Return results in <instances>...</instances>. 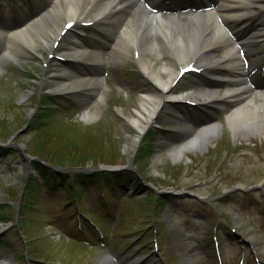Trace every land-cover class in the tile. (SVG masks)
<instances>
[{
    "label": "rangeland",
    "instance_id": "1",
    "mask_svg": "<svg viewBox=\"0 0 264 264\" xmlns=\"http://www.w3.org/2000/svg\"><path fill=\"white\" fill-rule=\"evenodd\" d=\"M60 1L65 6V0ZM167 3L171 8L202 6L201 0ZM54 5V0H0V50L8 47L4 28L24 25ZM107 31L105 24H76L61 38L57 51L80 34L94 53L105 50L110 56ZM36 41V52L19 50L5 60L0 53L3 264H99L108 254L117 264H264V135L236 137L222 108L166 103L135 144V130L127 125L126 116L140 107L142 91L152 89L135 54L116 56L99 70L104 91L100 99L93 93L98 86L92 83L95 67L79 62L64 67L41 38ZM261 47L254 44L244 58L253 55L252 78L264 86ZM150 57L144 58L149 62ZM170 61L172 57L163 56L149 64L166 77L162 69ZM85 68L91 76L81 92L56 90V84L84 75ZM204 82L211 81L203 73L188 72L176 86L198 91ZM96 104L98 116L86 121L85 111ZM40 117L44 119L36 122ZM208 118L222 122L218 140L206 151L190 150L174 158L171 153L181 145L190 122ZM150 146L154 153L139 160ZM25 156L33 159L28 174ZM48 156L87 168L83 172L103 175L105 180L87 184L82 194L65 188L69 180L62 177L46 185L35 164L56 168L45 160ZM119 172L132 178L114 182ZM74 194H80L77 202H72ZM71 203L97 223L99 215L108 217V223L99 224L104 240L96 243L89 235L88 241H75L76 226H68L78 225L71 221L77 214L69 218L66 210ZM93 231L96 236L98 231Z\"/></svg>",
    "mask_w": 264,
    "mask_h": 264
},
{
    "label": "bare ground",
    "instance_id": "2",
    "mask_svg": "<svg viewBox=\"0 0 264 264\" xmlns=\"http://www.w3.org/2000/svg\"><path fill=\"white\" fill-rule=\"evenodd\" d=\"M159 0H60L51 11L44 10L33 16L29 23L4 28L8 47L1 49L2 59L17 51L36 52V39L56 52V59L66 65L78 61L86 67H95L98 84L93 93L104 98L99 70L111 64L116 56L135 54L152 89L142 91L140 107L126 116V123L135 130L136 144L149 129L166 103L196 104L209 108H222L236 137L249 139L264 135V86L252 78L254 57L245 62L241 50H249L257 40L264 38V1L261 0H202L203 6L195 10L157 7ZM108 27L109 56L102 50L94 53L80 34L72 35L73 43L57 45L66 34L67 24ZM39 25V26H38ZM221 52V56L218 53ZM151 55L149 62L146 55ZM92 56V57H91ZM163 56L173 58L154 72L150 64ZM196 67L211 82H204L198 91L178 89L176 86L186 71L185 66ZM71 77L67 84H56L58 92H81L91 76ZM93 73V72H92ZM98 105L88 108L83 118L91 121L98 116ZM223 132L222 123L212 118L198 121L182 134V143L171 155L181 158L190 150L206 151ZM102 264H117L112 255L102 258ZM4 262L0 259V264ZM122 264H124L122 262ZM129 264V263H127ZM131 264V263H130ZM137 264V262H133Z\"/></svg>",
    "mask_w": 264,
    "mask_h": 264
},
{
    "label": "trees",
    "instance_id": "3",
    "mask_svg": "<svg viewBox=\"0 0 264 264\" xmlns=\"http://www.w3.org/2000/svg\"><path fill=\"white\" fill-rule=\"evenodd\" d=\"M42 103L45 104V103H47V101L43 100ZM41 111L43 112L44 110L42 109ZM43 119H44L43 117H40V120L37 118L36 122L40 123ZM142 151L143 152L139 156V160L148 159L154 153V149L151 148V146L149 148H144ZM41 153L43 155L45 154V156L48 155L45 152H40V154ZM43 155H42V157H43ZM42 157H41V159H44ZM48 157H49L48 159H47V157H45V160H47L49 162V164L57 166V167H67L69 170L64 172L63 174H59L56 171H53L49 166L43 165L41 162H37L35 164V169H37L39 171V173L41 174V176L45 179L46 185L51 186V181L53 179H55V178L58 179V178L62 177L63 179L69 180L68 184L65 185L66 186L65 188H68L70 190H71V188L72 189L74 188L73 191L79 190L78 192H80L82 194V188L85 187V185H87L88 183H90L94 180L95 181L99 180V179H100V181L103 180V177H104L103 175L92 174V176H89L87 173H85L83 171H77L76 170L78 167L82 168L79 165L77 166V165L71 164L69 166V165L65 164L63 160L52 159V157H50V156H48ZM114 175L116 176L117 179L125 178L123 172L115 173ZM87 179H89V182L87 181ZM30 184H31V181L29 182L26 190L29 189ZM50 188H52V187H50ZM161 201L160 202L163 203V200H161ZM72 206H75V205H72Z\"/></svg>",
    "mask_w": 264,
    "mask_h": 264
},
{
    "label": "water",
    "instance_id": "4",
    "mask_svg": "<svg viewBox=\"0 0 264 264\" xmlns=\"http://www.w3.org/2000/svg\"><path fill=\"white\" fill-rule=\"evenodd\" d=\"M18 134V133H17ZM16 134V135H17ZM33 159H31L30 158V156H25V161L29 164L30 163V161H32ZM30 170V167L27 165L26 166V168H25V171H26V173L28 172ZM108 170H114V169H112V168H108Z\"/></svg>",
    "mask_w": 264,
    "mask_h": 264
}]
</instances>
